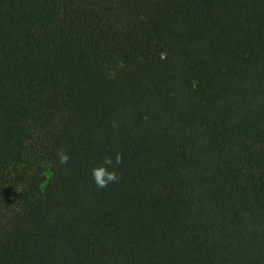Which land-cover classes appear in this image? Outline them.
<instances>
[{"label":"trees","instance_id":"trees-1","mask_svg":"<svg viewBox=\"0 0 264 264\" xmlns=\"http://www.w3.org/2000/svg\"><path fill=\"white\" fill-rule=\"evenodd\" d=\"M0 264H264V0H0Z\"/></svg>","mask_w":264,"mask_h":264},{"label":"clouds","instance_id":"clouds-1","mask_svg":"<svg viewBox=\"0 0 264 264\" xmlns=\"http://www.w3.org/2000/svg\"><path fill=\"white\" fill-rule=\"evenodd\" d=\"M58 159L60 164H64L68 160V156L63 152L58 153ZM121 163L120 154L115 156V164ZM91 174L94 178V183L98 188L106 187L109 183L116 182L118 180V175L115 170H113V159L111 157H105L103 160V165L100 167L93 168Z\"/></svg>","mask_w":264,"mask_h":264}]
</instances>
